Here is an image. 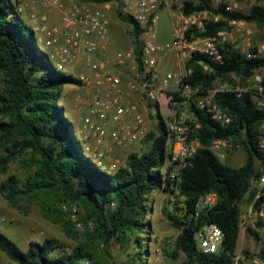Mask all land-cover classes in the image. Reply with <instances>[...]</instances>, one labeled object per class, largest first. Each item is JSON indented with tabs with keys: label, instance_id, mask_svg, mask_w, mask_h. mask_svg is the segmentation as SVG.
<instances>
[{
	"label": "trees",
	"instance_id": "16d2710c",
	"mask_svg": "<svg viewBox=\"0 0 264 264\" xmlns=\"http://www.w3.org/2000/svg\"><path fill=\"white\" fill-rule=\"evenodd\" d=\"M183 4L186 12L205 9L218 15L217 21L208 22L204 30L194 32L195 36L216 34L229 21L254 23L264 29V0L248 11L230 9L225 2L214 5L212 0H183ZM116 16L130 26V40L139 58L141 28L120 6L116 8ZM220 52L222 62L194 52L186 61L192 72L182 81L206 90L218 80L235 84L232 75L244 81L262 70L260 83L264 95V54L259 53L257 45L250 47L249 56L228 43ZM200 61L212 70L204 71ZM67 84L80 85L81 81L55 68L21 17L16 2L0 0V173H6L15 161L28 171L24 179L9 174L0 182V193L19 209L24 208L20 201L36 203L45 219L60 224L68 237L78 241L66 251L50 237L40 242L29 240L26 251H22L0 232V251L15 264H83V261L89 264L97 260L100 248L102 261L108 263V248L113 242L134 250L128 253L127 264H146L142 260L146 254L142 234L150 233L149 195L162 190L182 198L162 208L171 224L179 229L172 250L166 255L177 259L183 253L181 264H232L241 228V202L247 198L257 210L264 201V195L255 198V182L264 166V148L258 144L264 110L256 106L249 91H242L239 96L230 91L215 93L214 101L231 116V122L225 126L205 110L192 109L200 124L195 135L202 147L186 159L172 178L171 166L167 164L170 158L166 149L167 130L157 106L151 114L156 120L155 131L144 137L150 141L149 146L141 152L128 153L123 165L107 171L83 153L73 123L66 116L65 107L59 104L61 91ZM219 137H229L239 144L245 157L241 165L220 160L208 149L211 141ZM207 193L216 194L215 205L194 218L197 200ZM72 206L76 207L75 220L71 218ZM207 222L216 223L224 231L217 253H203L196 248L194 232ZM77 223L84 226L82 231H77ZM246 232L255 241L259 239L258 230L246 227ZM257 255L264 259V250Z\"/></svg>",
	"mask_w": 264,
	"mask_h": 264
},
{
	"label": "built area",
	"instance_id": "2783aa9c",
	"mask_svg": "<svg viewBox=\"0 0 264 264\" xmlns=\"http://www.w3.org/2000/svg\"><path fill=\"white\" fill-rule=\"evenodd\" d=\"M14 1L20 13H27L28 24L37 42L43 44L55 68L71 73L81 81L76 86L83 90V95L76 96L75 106L78 109L85 107L87 114L78 139L83 153L104 170L114 171L118 168L117 163L111 161L114 149L138 151L141 140L155 129L156 120L151 118V114L155 112L156 106L162 115L159 97L170 86L177 91L176 96L170 100L174 112L171 116L162 117L168 136L166 149L169 145L167 151L170 158L167 164L171 166L169 174L172 178L177 176L186 159L202 147L200 139L195 135L200 124L193 108L205 110L211 118L225 126L231 122V116L214 101L215 93L230 91L239 96L242 91H249L256 106L264 110L263 86L260 83L262 74L257 71L244 81L232 75L235 84L228 80H218L212 88L206 90L182 81L184 76L192 72L191 68H187L186 61L194 52L207 54L214 62L223 60L220 52L226 41L223 30L209 36L194 34L204 30L208 22L218 20V15L208 10L186 12L183 0H118L123 13L132 16L141 28L138 58L131 42L128 47L118 49L108 39V10L111 2ZM50 10L57 14L54 23L49 22ZM159 11L167 12L171 20V37L166 41L157 40ZM188 30L192 32L187 34ZM169 53L175 55L177 71L161 72L159 61ZM245 54L250 55L249 52ZM199 64L204 71L212 70L204 62L200 61ZM74 69H79V72L72 73ZM258 144L264 148V121ZM208 149L218 159L226 160L230 151L240 149V146L229 137H219L211 141ZM255 183V198H258L264 195V166ZM215 203V193L199 197L194 218ZM71 211V218L75 220L76 207L72 206ZM253 213L264 218V201L259 209H253ZM0 221H5V217L0 216ZM82 227L81 223H77V228ZM223 238V229L214 222L203 223L194 232L196 248L203 253H217ZM240 260L244 264H264V259L257 254L233 257V262L238 263Z\"/></svg>",
	"mask_w": 264,
	"mask_h": 264
},
{
	"label": "rangeland",
	"instance_id": "374dc122",
	"mask_svg": "<svg viewBox=\"0 0 264 264\" xmlns=\"http://www.w3.org/2000/svg\"><path fill=\"white\" fill-rule=\"evenodd\" d=\"M212 2L214 5H217L219 2H225L230 9L248 11L252 5L257 2L261 3L262 0H212ZM119 5L120 3H118V1H113L108 10L110 18L108 39L114 47L122 49L128 47L131 44V40L128 32L130 26L122 22L116 16V8ZM21 17L26 23H28L27 13H21ZM156 31L158 41H166L170 39L171 20L167 12H158ZM223 31L225 32V43L237 46L241 53L245 54L249 52L250 47L257 45L259 53L264 54V29L258 28L254 23L229 21L228 26ZM38 45L44 50L42 43H38ZM175 59L176 58L174 57V61ZM171 70L177 71V68L174 66ZM71 72L77 74L79 69H74ZM162 72H164V70ZM257 73L262 74L263 71L257 70ZM67 85L71 86L62 89L59 104L64 106L62 96L66 97L70 94L71 104L69 107L64 106L65 113L73 123L74 133L78 139L80 137L79 130L82 126L83 119L87 114V109L85 107L78 109L75 106V98L77 95H83V90L73 84ZM176 92L177 91L173 88H167L160 94L159 101L164 118L171 116L174 112L170 106V100L176 96ZM153 131H155V129ZM149 144L150 141H145L143 138L140 142L139 149L137 148V152L146 149ZM167 150H169V145ZM128 153H130V150L114 149L111 161H115L118 166L123 165ZM244 158L242 150L237 149L230 151L226 162L238 166L244 162ZM27 172L26 169L20 166L19 162H11L8 171L6 173H0V182L6 179L9 174H15L18 178L24 179ZM177 200L181 201L182 198L176 197L173 194L166 193L162 190H154L149 195L150 212L147 219L150 223V233L142 234V237H144L143 245H146V254L143 255L142 260H144L146 264H181L183 262V253H179L177 259L165 257L167 256L166 252L172 250L173 240L178 234L179 229L171 224L170 220H168L163 214L162 208L165 206H172L171 203L176 202ZM20 203L24 207L23 209L10 205L0 193V216L5 217V221H0V232L12 240L22 251H26L29 240L40 242L46 237L53 238L58 243L62 244L63 249L66 251H70L71 248L77 244L78 241L76 239L70 238L64 233L60 224L45 219L42 210L36 203L27 204L25 201H20ZM177 205L179 206L180 203L178 202ZM240 208L241 219L243 215L244 220H241V228L235 256L248 257L252 254L259 253L263 247L264 218L261 219L254 215L252 204L247 201V198L241 202ZM249 210H251L250 216ZM246 227L258 230L259 239L257 241L247 234ZM78 229L79 230L77 231H82L84 226ZM108 251L110 254L108 263L102 261L101 250L99 248V257L97 260L90 261L89 264H127L126 262L129 259L128 253L134 252L130 246L122 248L119 244L113 242L109 245ZM162 258L165 260L157 262ZM0 264L15 263L10 260L4 252L0 251Z\"/></svg>",
	"mask_w": 264,
	"mask_h": 264
},
{
	"label": "crops",
	"instance_id": "0c3cea01",
	"mask_svg": "<svg viewBox=\"0 0 264 264\" xmlns=\"http://www.w3.org/2000/svg\"><path fill=\"white\" fill-rule=\"evenodd\" d=\"M48 17H49V22H51V23H54V22L57 21V14L53 10L48 11ZM174 57H175V55L173 53H169V54L165 55L164 57H162V59L159 61V66H158L159 70L160 71L161 70L162 71L163 70L164 71H172L171 68L175 66L174 65ZM67 86H71V85H64L63 88H66ZM171 88L174 89L173 86L169 87V89H171ZM62 98H63L64 106L69 107L70 104H71V96H70V94L68 96H66V97L62 96ZM165 257H168V256H165ZM164 258L158 260L157 262H160V261L162 262L163 260H165ZM183 260H184V257H183ZM232 264H244V262L242 260H240L238 263L233 262Z\"/></svg>",
	"mask_w": 264,
	"mask_h": 264
}]
</instances>
